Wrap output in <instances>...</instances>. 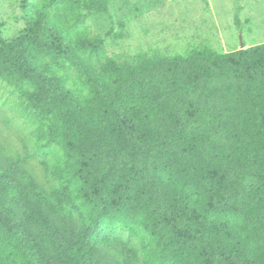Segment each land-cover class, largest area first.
Masks as SVG:
<instances>
[{"label": "trees", "instance_id": "obj_1", "mask_svg": "<svg viewBox=\"0 0 264 264\" xmlns=\"http://www.w3.org/2000/svg\"><path fill=\"white\" fill-rule=\"evenodd\" d=\"M110 3L19 0L24 29L0 31L29 130L0 160V218H21L0 264H264V43L121 60L87 19Z\"/></svg>", "mask_w": 264, "mask_h": 264}, {"label": "rangeland", "instance_id": "obj_2", "mask_svg": "<svg viewBox=\"0 0 264 264\" xmlns=\"http://www.w3.org/2000/svg\"><path fill=\"white\" fill-rule=\"evenodd\" d=\"M107 14H89L93 31L106 37L111 56L129 60L140 53L167 56L206 45L217 52L238 51L264 43V0H110ZM0 31L4 39L24 29L19 0H0ZM12 97L0 88V160L23 154L29 144L28 128L10 109ZM29 170L38 182L42 172L35 163ZM21 218L4 215L0 222L17 226ZM70 233L78 226V211L67 207L56 218Z\"/></svg>", "mask_w": 264, "mask_h": 264}, {"label": "water", "instance_id": "obj_3", "mask_svg": "<svg viewBox=\"0 0 264 264\" xmlns=\"http://www.w3.org/2000/svg\"><path fill=\"white\" fill-rule=\"evenodd\" d=\"M240 48H241L240 50H244L246 48L245 44L242 43Z\"/></svg>", "mask_w": 264, "mask_h": 264}, {"label": "crops", "instance_id": "obj_4", "mask_svg": "<svg viewBox=\"0 0 264 264\" xmlns=\"http://www.w3.org/2000/svg\"><path fill=\"white\" fill-rule=\"evenodd\" d=\"M248 48V47H247Z\"/></svg>", "mask_w": 264, "mask_h": 264}]
</instances>
